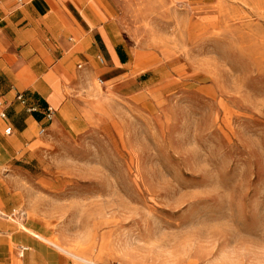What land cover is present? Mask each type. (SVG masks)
<instances>
[{"label":"rangeland","instance_id":"374dc122","mask_svg":"<svg viewBox=\"0 0 264 264\" xmlns=\"http://www.w3.org/2000/svg\"><path fill=\"white\" fill-rule=\"evenodd\" d=\"M99 1L128 63L61 79L58 120L0 170V231L69 264L54 244L92 264H264V0Z\"/></svg>","mask_w":264,"mask_h":264},{"label":"crops","instance_id":"0c3cea01","mask_svg":"<svg viewBox=\"0 0 264 264\" xmlns=\"http://www.w3.org/2000/svg\"><path fill=\"white\" fill-rule=\"evenodd\" d=\"M115 36L99 0H0V170L50 127L43 113L60 105L61 79L77 64L90 71L99 59L128 63L129 52ZM114 73L111 67L104 71ZM18 95L38 112L29 113ZM3 192L0 184L2 205ZM1 225L0 264H69L34 235Z\"/></svg>","mask_w":264,"mask_h":264},{"label":"built area","instance_id":"2783aa9c","mask_svg":"<svg viewBox=\"0 0 264 264\" xmlns=\"http://www.w3.org/2000/svg\"><path fill=\"white\" fill-rule=\"evenodd\" d=\"M99 61L102 63V60L99 59ZM17 100L20 102L21 105L25 106L26 107V101L25 99L22 97V95H18L17 96ZM26 110L31 113V114H34V113H37L38 110L35 108V107H26ZM53 117H54V112L52 111V109L50 108H47L44 113H43V118L44 120L47 122V123H51L52 120H53ZM11 132V130L8 128L5 130V134L9 135ZM39 133L40 134H43L45 133V128H41L39 130Z\"/></svg>","mask_w":264,"mask_h":264},{"label":"bare ground","instance_id":"6f19581e","mask_svg":"<svg viewBox=\"0 0 264 264\" xmlns=\"http://www.w3.org/2000/svg\"><path fill=\"white\" fill-rule=\"evenodd\" d=\"M36 238H39V239H41L39 236H37V235H34ZM57 248L56 250H60L62 253H64V254H67V256L69 255V256H71L73 259H75L76 261H79V262H81V263H85V264H92V263H90L89 261H87V260H84V259H82V258H80V257H77V256H74V255H71L68 251H65L64 249H62V248H60V247H58L57 245H55L54 244V248Z\"/></svg>","mask_w":264,"mask_h":264}]
</instances>
